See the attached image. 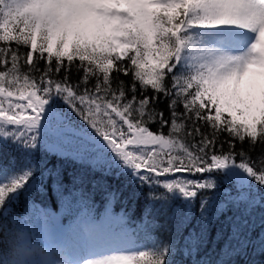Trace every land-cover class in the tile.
I'll list each match as a JSON object with an SVG mask.
<instances>
[{"label": "snow or ice", "instance_id": "obj_1", "mask_svg": "<svg viewBox=\"0 0 264 264\" xmlns=\"http://www.w3.org/2000/svg\"><path fill=\"white\" fill-rule=\"evenodd\" d=\"M4 147L23 163L0 167V264H178L173 242L123 217L69 229L39 209L51 227L17 219L12 205L45 171L74 195L33 160L43 149L123 177L149 214L180 201L184 223L199 201L206 221L231 205L260 209L264 225V0H0ZM247 228L233 223L227 255L264 251Z\"/></svg>", "mask_w": 264, "mask_h": 264}, {"label": "trees", "instance_id": "obj_2", "mask_svg": "<svg viewBox=\"0 0 264 264\" xmlns=\"http://www.w3.org/2000/svg\"><path fill=\"white\" fill-rule=\"evenodd\" d=\"M123 78V77H122ZM75 79V75L73 76ZM164 108V104L160 105ZM167 115V112L165 113ZM166 131V129H165ZM246 146V145H245ZM15 160L16 165L23 163L21 154L9 147L0 148V167L10 166ZM33 160L47 170L59 173L63 178L65 189H72L74 195L69 196L65 191L64 197L60 196L61 185L55 178L44 172L42 186L33 190L30 195L21 194L11 207L12 214L17 219L28 216L30 219L33 209L40 206L45 212H59L62 219H73L78 213V207H85L97 214L102 213L107 207L115 213H120L128 226L132 229H143L152 239L173 242L175 247L174 260L178 264H264V251L258 250V245L250 244L244 249L243 254L227 255L236 246L237 241L231 240L232 225L238 218L249 220V228L245 229L252 241H257L264 234V225L260 224V209H256L252 216H242V209L228 205L223 210L217 211L213 207L206 215L207 221L201 218L199 201L192 207L188 220L181 223L185 207L180 201H175L169 208L167 216H155L146 211L147 201L143 194L133 199L132 186H125L123 177L117 179L111 175H104L100 169L94 168L85 160H76L43 149L34 154ZM79 177L80 179L73 178ZM224 187H229L225 184ZM119 192L117 199H112L108 192ZM139 191V190H137ZM145 192L147 189L144 190ZM83 192V199H81ZM222 203V201H221ZM156 219V225L150 222ZM11 219V217H9ZM3 222V217H0ZM148 225V228H144Z\"/></svg>", "mask_w": 264, "mask_h": 264}, {"label": "rangeland", "instance_id": "obj_3", "mask_svg": "<svg viewBox=\"0 0 264 264\" xmlns=\"http://www.w3.org/2000/svg\"><path fill=\"white\" fill-rule=\"evenodd\" d=\"M35 209L43 210L40 206H38ZM58 214H59V212H58ZM88 214H91L93 217H95L98 220L99 219H104L106 217H111V218H114V219H119V218L123 217L120 213H115L110 208L109 209L106 208L102 213L97 214V213L92 212V211H90L87 208H85V207L82 206V207H78V213L76 214V217L75 218H73V219H65L64 220V219H62L63 217H61V215L59 214V218H58L57 221H55V223H57L58 225H60L64 229L73 228V227L76 226L77 222L81 218L85 217ZM30 223H36L41 228H44L46 225L48 227H51L52 219L49 218L47 221H45L44 219H38L35 215L32 214V217L30 219ZM127 227L129 229H132L128 225H127ZM41 239H42V242H44V243H47L48 242V232L47 231L42 232Z\"/></svg>", "mask_w": 264, "mask_h": 264}, {"label": "water", "instance_id": "obj_4", "mask_svg": "<svg viewBox=\"0 0 264 264\" xmlns=\"http://www.w3.org/2000/svg\"><path fill=\"white\" fill-rule=\"evenodd\" d=\"M52 218H54L55 221L58 220V214L57 213H52Z\"/></svg>", "mask_w": 264, "mask_h": 264}]
</instances>
